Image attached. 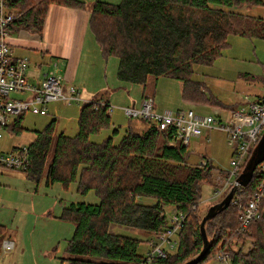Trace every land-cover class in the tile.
<instances>
[{
	"label": "trees",
	"instance_id": "1",
	"mask_svg": "<svg viewBox=\"0 0 264 264\" xmlns=\"http://www.w3.org/2000/svg\"><path fill=\"white\" fill-rule=\"evenodd\" d=\"M50 2L82 5L78 0H12L9 8L20 13L12 26L40 31ZM244 5L264 6V0L95 1L88 26L102 52L117 59L119 81L145 88L151 78L169 77L181 81L182 98L190 104L217 105L203 95L200 82L192 81L193 64L212 63L230 34L264 39V20L231 10ZM95 102L91 99L81 105L72 136L59 133L53 139L55 120L36 131L27 144L30 165L21 170L36 182L44 176L46 185L60 183L68 189L75 183L78 194L93 191L98 198L97 203L76 201L63 208L60 217L74 225L63 259L68 264L140 263L141 240L115 233L111 227L139 229L154 236L166 225L161 215L165 205L174 206L186 219L176 248L150 264H182L193 258L203 244L197 187L210 180L213 166L187 165L186 146L143 119L147 127L141 133L127 131L115 143L112 136L117 129H113L112 136L91 140V135L111 123L107 108ZM22 115L4 127L21 132ZM48 151L51 159L45 168ZM252 180L241 189L238 203H230L206 222L210 246L196 264L219 253L227 255L228 264H264V218L238 229L239 204L250 199L255 187ZM4 231L0 224V237ZM247 239L251 244L242 250ZM237 244L239 250H233Z\"/></svg>",
	"mask_w": 264,
	"mask_h": 264
},
{
	"label": "rangeland",
	"instance_id": "2",
	"mask_svg": "<svg viewBox=\"0 0 264 264\" xmlns=\"http://www.w3.org/2000/svg\"><path fill=\"white\" fill-rule=\"evenodd\" d=\"M114 1L118 3L120 0ZM231 10L240 15L245 14L264 20V6L244 5L231 8ZM94 48L98 52L95 44ZM35 59L38 60L32 61L40 63V72L55 68L53 63L56 60H49L48 57L39 59V56ZM104 66L107 69L108 86L116 92V96L111 98L112 102H110L113 106L137 105L144 97L141 95L146 91L153 96L154 102L161 108L173 110L192 108L200 114H214L213 107L226 110L236 109L244 104L245 96L253 98L264 91V39L230 34L227 45L221 48L219 55L212 63L193 64L192 81L200 82L203 95L210 100L214 99L218 106L204 101L190 104L182 98L181 81L169 77L151 78L147 81L145 88L139 84L119 81L115 75L117 59L112 55L107 65L104 64L101 68ZM85 67L86 65L81 63L80 69L85 71ZM92 74H97V70L94 69ZM95 83L96 79L93 78L89 90H93ZM91 95L92 98L99 97V94ZM11 97L17 98L20 95L11 93ZM135 101L138 103L132 104ZM82 104L83 102H73L69 105L64 101H54L47 105V113L44 115L24 113L19 118L21 132L15 133L6 129L5 125L1 126L0 149L8 150L13 146L27 145L33 140L36 131L43 130L52 120H55L53 139L59 133L74 135L77 131V117ZM110 115L109 127L91 135V140L100 142L112 136V130L117 129V134L112 136L116 143L122 135L131 131L132 126H140L143 128L142 131L147 127L146 122L141 121L142 119L129 118L120 108L113 107ZM227 116L228 113L225 112L224 120ZM16 118L17 116L9 115L6 125ZM133 132L140 133L137 129ZM227 140V134L223 131L204 129L200 136L193 137L186 146L187 165L204 167L205 165H201L199 161L207 159L206 165L210 163L213 166L210 180L200 183L197 187L200 191L197 209L201 216L206 213L210 205L219 202L232 187H226L217 198L208 200L213 192L222 186L226 171L230 169L233 147L227 143ZM50 159L51 152L48 151L45 168ZM75 187V183H71L68 189H64L60 183L46 185L44 176L36 182L29 179L25 171L0 167V224L5 227L3 237L12 241L10 250H4V239L0 237V264H68L63 257L67 255V241L73 233L74 225L69 220L60 217L64 208L62 206L76 201L98 202L93 191L80 195ZM141 200L146 203L150 202L149 199ZM164 207L165 210H169L168 205ZM111 229L115 233L140 239L139 253L141 254L150 248L149 239L152 236L148 232L117 225L112 226ZM250 244V239L245 240L242 250ZM239 245H232L231 248L239 250ZM201 264H227V262L217 259L216 256L207 258Z\"/></svg>",
	"mask_w": 264,
	"mask_h": 264
},
{
	"label": "built area",
	"instance_id": "3",
	"mask_svg": "<svg viewBox=\"0 0 264 264\" xmlns=\"http://www.w3.org/2000/svg\"><path fill=\"white\" fill-rule=\"evenodd\" d=\"M12 0H0V139L1 126L7 124L8 116H19L30 112L44 115L47 105L54 101H64L67 104L87 102L77 88L73 85H64L62 77L54 70L44 73L38 85L27 80V57H12L8 35L12 24L20 17V13L9 8ZM11 93L20 97H11ZM96 104L107 108H120L129 118L143 119L160 130L171 133L172 137L187 146L193 137L200 136L204 129L220 130L227 134V143L233 147L230 159V169L226 171L224 183L208 198L215 199L224 192L228 186L236 184V178L242 171L245 162L253 147L264 131V91L249 98L245 96L244 104L233 110L214 108V114H200L192 108L176 110L169 108H155L153 99L144 96L137 105L113 106L105 100H95ZM227 119L224 120V113ZM224 120V121H223ZM8 150L0 149V167L14 170H26L30 165L27 145L13 146ZM207 159H201V165H206ZM253 178L254 191L247 201L239 204L238 229H244L249 222L264 218V160L257 164ZM238 187L231 199V204L238 203L241 192ZM166 225L149 239L150 248L143 254L138 264H150L156 258H164L172 252L177 245L179 232L184 226L186 215L179 212L174 206L169 210L163 207L161 214ZM12 241L4 240V250H10ZM217 259L228 264V257L219 253Z\"/></svg>",
	"mask_w": 264,
	"mask_h": 264
},
{
	"label": "crops",
	"instance_id": "4",
	"mask_svg": "<svg viewBox=\"0 0 264 264\" xmlns=\"http://www.w3.org/2000/svg\"><path fill=\"white\" fill-rule=\"evenodd\" d=\"M78 1L82 5L70 6L50 2L46 8L42 29L38 32L32 31L27 27L13 25L8 35L10 52L14 58H28L27 80L29 83L38 85L44 73L48 70H54L62 77L64 84L75 86L83 98L87 100H105L110 103L112 102L111 98L116 96V92L108 86L106 66L101 68L104 64L107 65L110 55L102 52L89 29L88 19L91 6L95 1L111 3L116 1ZM93 43L98 48V52L95 50ZM38 56L39 59L48 57L49 60H56L57 63H53L55 68L40 72V63L32 61L38 60L35 59ZM81 63L86 65L85 71L80 69ZM94 69L97 70L95 75L92 74ZM93 78L96 79V83L92 87L93 90H89ZM91 94H99V97L92 98L90 97L92 96ZM141 96L150 97L154 101L153 96L146 93V91ZM137 103L135 101L132 104ZM154 104L155 108H161L155 102ZM135 129L141 133L143 128L132 126L130 130L133 131ZM3 239L8 240L4 237Z\"/></svg>",
	"mask_w": 264,
	"mask_h": 264
},
{
	"label": "water",
	"instance_id": "5",
	"mask_svg": "<svg viewBox=\"0 0 264 264\" xmlns=\"http://www.w3.org/2000/svg\"><path fill=\"white\" fill-rule=\"evenodd\" d=\"M263 160H264V131L262 132L258 142L255 144L250 155L248 156L242 171L236 178V184L230 188V190L219 202L210 205L206 213L202 216L199 222V231L203 243L201 250L196 256L185 261L182 264H196L207 253L210 243L205 230L206 222L211 220L218 212L226 209L229 206L231 199L234 195V192L237 190L238 187H245L251 182L257 164Z\"/></svg>",
	"mask_w": 264,
	"mask_h": 264
},
{
	"label": "bare ground",
	"instance_id": "6",
	"mask_svg": "<svg viewBox=\"0 0 264 264\" xmlns=\"http://www.w3.org/2000/svg\"><path fill=\"white\" fill-rule=\"evenodd\" d=\"M169 254V253H168Z\"/></svg>",
	"mask_w": 264,
	"mask_h": 264
}]
</instances>
